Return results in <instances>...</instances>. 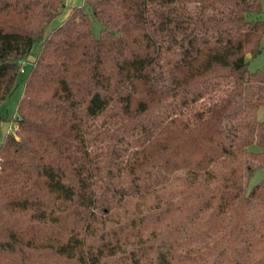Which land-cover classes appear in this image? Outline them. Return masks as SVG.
Listing matches in <instances>:
<instances>
[{
	"label": "trees",
	"instance_id": "obj_1",
	"mask_svg": "<svg viewBox=\"0 0 264 264\" xmlns=\"http://www.w3.org/2000/svg\"><path fill=\"white\" fill-rule=\"evenodd\" d=\"M63 7L0 0V104L41 43L0 144V264H264L259 0H82L44 37Z\"/></svg>",
	"mask_w": 264,
	"mask_h": 264
},
{
	"label": "rangeland",
	"instance_id": "obj_2",
	"mask_svg": "<svg viewBox=\"0 0 264 264\" xmlns=\"http://www.w3.org/2000/svg\"><path fill=\"white\" fill-rule=\"evenodd\" d=\"M261 6V13L257 16L258 19L264 22V0H259ZM82 0H64V7L61 11V14L58 15L55 19H53L48 26L44 29V37L48 35V33L53 29L61 25L62 21L66 19L70 10L74 7L81 6ZM99 32V26L96 24L94 33L97 36ZM41 47L40 42H35L28 55L21 61L18 69V75L16 78V84L13 91L10 93L8 98L1 102L0 104V115L4 116V120L0 121V144L3 142L6 134H13V129H15V121H16V107L21 95L23 93V79L26 76L27 72L31 68L33 61L35 60L39 50ZM20 69H23V73L20 72ZM247 69L249 72H256L258 70L264 69V38L262 39V49L260 53L248 59ZM213 102V98L211 95H206L203 100L197 103V107L205 108ZM257 117L259 120H264V106L259 108ZM96 124L99 125V122L96 121ZM254 148V147H252ZM264 178V167L258 169L251 179L248 182L247 190L251 189L255 186L260 180Z\"/></svg>",
	"mask_w": 264,
	"mask_h": 264
},
{
	"label": "built area",
	"instance_id": "obj_3",
	"mask_svg": "<svg viewBox=\"0 0 264 264\" xmlns=\"http://www.w3.org/2000/svg\"><path fill=\"white\" fill-rule=\"evenodd\" d=\"M20 72H23V69H20Z\"/></svg>",
	"mask_w": 264,
	"mask_h": 264
}]
</instances>
